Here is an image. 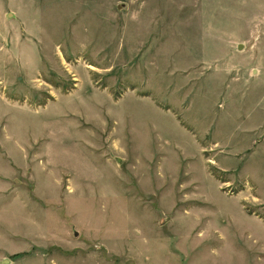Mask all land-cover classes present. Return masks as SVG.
<instances>
[{"label":"rangeland","instance_id":"rangeland-1","mask_svg":"<svg viewBox=\"0 0 264 264\" xmlns=\"http://www.w3.org/2000/svg\"><path fill=\"white\" fill-rule=\"evenodd\" d=\"M0 264H264V0H0Z\"/></svg>","mask_w":264,"mask_h":264},{"label":"crops","instance_id":"crops-1","mask_svg":"<svg viewBox=\"0 0 264 264\" xmlns=\"http://www.w3.org/2000/svg\"><path fill=\"white\" fill-rule=\"evenodd\" d=\"M58 1H63V0H55V2H58Z\"/></svg>","mask_w":264,"mask_h":264}]
</instances>
